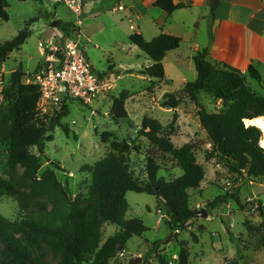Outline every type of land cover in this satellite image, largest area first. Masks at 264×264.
Instances as JSON below:
<instances>
[{
    "label": "rangeland",
    "instance_id": "rangeland-1",
    "mask_svg": "<svg viewBox=\"0 0 264 264\" xmlns=\"http://www.w3.org/2000/svg\"><path fill=\"white\" fill-rule=\"evenodd\" d=\"M79 1L81 14L78 17L63 1L5 0L9 19L0 23V42L14 38L26 22H34L29 27L31 34L25 44L0 64V76L3 77L0 106L3 104L2 91L15 70L21 68L25 74L22 83L32 81L35 68L43 61V51L38 43L52 40L54 32L58 37L62 35V31L51 27L58 20L69 27L78 26L80 22L81 43L88 60L95 73L107 76L111 89L90 107L78 101L66 104V115L60 125L50 128L47 133L49 141L44 153L39 155L35 148L30 149L40 163L36 179L27 178L24 168L19 165L12 171L9 169L6 147H0V177L17 183L21 191L30 196L42 172L51 169L67 198L83 207L91 185V174L84 168L106 156L115 142L129 146L126 155L129 169L134 177L145 182V159L151 146L141 135V123L144 118L156 119L163 127V136L174 148L187 144L194 148L196 161L203 166L205 174L199 188L190 191L189 206L196 210L195 206L201 204L203 210L209 209L208 217H194L183 230L171 233L165 212L159 209L154 196L128 192L125 218L140 219L147 232L142 237L131 238L107 264H159L158 256L168 264H178L182 246L188 252V264H264V182L240 177L234 186L233 177L218 161L205 160V152L210 146L200 128L197 109L183 91L177 92L180 77L185 75L192 81L191 73L184 70L180 74L168 65L167 74L174 82L168 78L158 82L142 76L140 72L150 60L129 42V26L120 12L109 11L115 0ZM130 64L136 68L124 69ZM247 82L253 89L258 87L254 80ZM165 93L181 98L176 110L160 107ZM122 94L126 96L125 110L129 120L116 123L111 108L113 101ZM200 103L208 112H217L222 107L221 102L204 94L200 95ZM62 127L66 128V133ZM160 164L158 177L170 180L182 173L169 158L162 159ZM53 204L50 196H37L29 200L33 213H28L22 210L16 198L0 196V214L11 221L23 217L44 219L52 214ZM117 230L113 225L101 223L103 240ZM20 243L26 246L24 241ZM155 243L157 248L151 252ZM2 250L0 244V256ZM29 250L33 258L40 255L47 264L60 263L61 252L55 248L54 241L41 244L40 253Z\"/></svg>",
    "mask_w": 264,
    "mask_h": 264
},
{
    "label": "trees",
    "instance_id": "trees-1",
    "mask_svg": "<svg viewBox=\"0 0 264 264\" xmlns=\"http://www.w3.org/2000/svg\"><path fill=\"white\" fill-rule=\"evenodd\" d=\"M154 6L166 15L179 8L172 0H156ZM6 7L5 0H0V23L9 19ZM215 8L216 4L211 8L212 19ZM33 22H26L25 27L11 40L0 42V64L25 44ZM51 27L64 32H69L71 28L59 20L53 22ZM128 40L151 61V65L140 72L141 75L163 81V60L168 52L179 48L181 39L161 34L147 41L141 34L134 33ZM193 63L196 79L187 83L183 91L196 107L200 128L210 145L205 152V160H217L233 177L234 184L240 177L264 182V148L259 144L261 131L252 123L248 127L244 124L246 120L264 118V96L248 86L247 77L240 71L225 64H212L207 50L196 52ZM24 76L21 68L15 70L2 91L0 147L8 150L7 165L11 171L19 165L24 168L27 178L36 179L40 163L30 149L35 148L39 155L44 153L45 144L49 141L47 133L50 128L60 125L67 106L64 104L62 111L52 117L48 124L40 122L35 113L39 87L33 81L22 83ZM247 76L264 87L260 74L253 66H249ZM201 94L221 102V109L208 112L200 103ZM125 100L126 96L122 94L113 101L111 116L116 123L129 120ZM180 103L181 98L173 93H165L160 107L176 110ZM62 128L66 133V128ZM141 135L151 146L145 159V182L134 177L129 169L126 161L129 146L115 142L106 156L84 168L91 174V185L83 207L67 198L65 189L51 169L42 172L30 196L23 193L17 183L0 177V196L16 198L22 210L28 213H33L29 206L30 199L46 195L54 200L52 214L44 219L23 217L11 221L0 214V244L3 248L0 264H47L40 255L33 258L29 248L40 253L41 244L49 241H54L55 248L61 252L59 264H107L131 238L142 237L147 232L140 219L125 218L128 192L154 196L159 209L165 212L170 232L183 230L198 213L190 208L189 200L190 191L198 189L204 179L203 166L197 163L191 145L179 149L173 147L163 136V127L158 120L144 118ZM168 158L182 172L170 180L158 177L160 161ZM204 211L209 212V209ZM101 223L113 225L118 230L103 240ZM20 241H24L26 246H22ZM157 245H153L151 252L155 251ZM158 263L168 264L160 256ZM178 264H188V252L183 246L178 254Z\"/></svg>",
    "mask_w": 264,
    "mask_h": 264
},
{
    "label": "crops",
    "instance_id": "crops-1",
    "mask_svg": "<svg viewBox=\"0 0 264 264\" xmlns=\"http://www.w3.org/2000/svg\"><path fill=\"white\" fill-rule=\"evenodd\" d=\"M155 1L119 0L114 2L109 11L118 5L123 7L120 14L128 23V37L137 33L150 41L165 34L181 39L179 48L168 52L163 60L165 78L172 80L167 74V66L172 65L180 74L184 70L191 73L194 81L197 73L193 56L198 51L207 50L212 64H225L236 69L247 80L250 79L247 76L248 68L253 66L264 83V0H172L179 8L170 15L155 7ZM214 4L216 8L212 19L211 8ZM53 37H58L55 32ZM147 63L151 65V61ZM133 68L136 67L132 64L124 67ZM178 81L177 92H182L184 86L192 82L185 75ZM248 86L264 96V87L259 83L256 89Z\"/></svg>",
    "mask_w": 264,
    "mask_h": 264
},
{
    "label": "built area",
    "instance_id": "built-area-1",
    "mask_svg": "<svg viewBox=\"0 0 264 264\" xmlns=\"http://www.w3.org/2000/svg\"><path fill=\"white\" fill-rule=\"evenodd\" d=\"M49 1H63L78 17L81 14L79 0ZM121 11L123 7L120 5L111 10L114 13ZM61 33L57 39L53 37L52 40L38 43V47L43 51V61L32 81L39 87L36 117L45 125L52 117H56L62 111L63 105L69 101H78L83 106L90 107L111 89L108 78L95 73L88 57L84 55L85 47L81 43L82 36L78 27H71L69 32ZM2 84L3 77L0 76V87ZM212 161L217 163L215 159ZM195 207V211L202 209L201 204Z\"/></svg>",
    "mask_w": 264,
    "mask_h": 264
},
{
    "label": "bare ground",
    "instance_id": "bare-ground-1",
    "mask_svg": "<svg viewBox=\"0 0 264 264\" xmlns=\"http://www.w3.org/2000/svg\"><path fill=\"white\" fill-rule=\"evenodd\" d=\"M251 123L261 131V138L259 144L262 148H264V118H256L253 120L244 121L245 126L252 125Z\"/></svg>",
    "mask_w": 264,
    "mask_h": 264
},
{
    "label": "water",
    "instance_id": "water-1",
    "mask_svg": "<svg viewBox=\"0 0 264 264\" xmlns=\"http://www.w3.org/2000/svg\"><path fill=\"white\" fill-rule=\"evenodd\" d=\"M84 55L87 56V53L85 51H84ZM246 127H248V126H246ZM195 217L207 218L208 217V213L206 211H204V210H201L195 215Z\"/></svg>",
    "mask_w": 264,
    "mask_h": 264
}]
</instances>
